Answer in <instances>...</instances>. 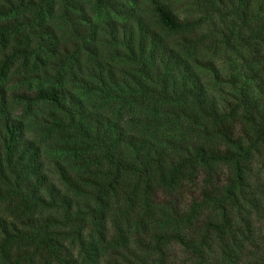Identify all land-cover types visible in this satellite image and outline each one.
<instances>
[{
  "label": "trees",
  "instance_id": "obj_1",
  "mask_svg": "<svg viewBox=\"0 0 264 264\" xmlns=\"http://www.w3.org/2000/svg\"><path fill=\"white\" fill-rule=\"evenodd\" d=\"M193 1L227 10L224 28L208 18L211 39L176 0H0V262L264 264V0ZM214 50L240 53L248 72L223 76ZM20 58L31 94L8 80ZM215 82L230 97L217 100ZM32 127L87 210L71 214L22 140ZM87 216L102 259L65 252V229Z\"/></svg>",
  "mask_w": 264,
  "mask_h": 264
},
{
  "label": "rangeland",
  "instance_id": "obj_2",
  "mask_svg": "<svg viewBox=\"0 0 264 264\" xmlns=\"http://www.w3.org/2000/svg\"><path fill=\"white\" fill-rule=\"evenodd\" d=\"M176 1L178 3L176 5H178L179 7L177 11L179 18L183 20L188 19V20L199 21V25L197 29V33L199 35H204L206 33L208 34L212 33L213 26H211L212 24L211 22H214L220 28H224V25L219 21L222 18V11L223 10L227 11V10L222 9L223 8L222 6L216 5L217 8H220V10L219 11L214 10V13H212V12L200 11L201 6H198L193 0H176ZM227 7L228 8L226 9L229 10L230 6H227ZM208 18L209 20L212 19L211 22H208L209 21ZM171 35H173V37L176 38L174 36L176 34L172 33ZM214 36H215V33H214ZM206 37H208V35ZM210 37L208 38L211 39ZM17 38H22V37L18 35ZM13 41L15 43L19 42L18 39L13 40ZM229 53H230V56L225 55L220 50H217V51L214 50V53L210 52L207 56L215 62V64L219 67L220 73L223 76H229L230 75L229 72L232 69L234 75L242 77L243 73L248 72V70L246 69V65L241 60L240 53L236 54L234 53V51H230ZM21 60L22 59L20 58L16 63L17 70L14 69L15 71L12 70V72H9L8 80L10 81L11 85H15V84L18 85L20 84V81H22V79L24 78L25 81L30 84L22 85L23 89L31 94L32 92L37 90V87H39L38 85L39 83L37 81H34L33 79L28 78L32 72V69H28V71L24 72V75L26 77L20 74V68L18 64L20 62L22 63ZM245 84L251 89L252 95H255L256 89H257L256 80L249 79L247 80ZM223 87H224L223 83H219V82L214 83V97L217 100H220L221 98H224V97H230L227 94L228 91L225 93L224 89H222ZM10 93H12L11 87L9 89L7 87L6 94H10ZM0 99H1V95H0ZM14 114L20 115L21 111L17 110L16 112H14ZM30 116L31 115L24 114L23 118L29 123L31 121ZM33 128L34 127H32L31 130L29 129L30 131L27 130L25 133L22 134V140L23 139L29 140L32 143H34L36 146H39V155L37 159L43 165V167L46 168L47 173L51 175L50 177L52 178V180H54L55 185L61 188V192L69 196L72 199L73 208L71 209V214L75 212L76 210H80V211L87 210L88 206L91 205L92 203V198L90 197L89 194L75 196L74 192L69 190L65 186L63 181L59 178L57 174L58 173L57 168L55 167V164L58 161V158L56 157V154L51 156L48 151L49 140L45 139L46 136L43 133L37 132L35 130L36 128L34 129ZM64 163L65 162L63 160H60L57 166L59 167V165H64ZM66 165H68V163H66ZM254 167L256 169L258 168L257 162L255 163ZM261 179L264 180L263 174H261ZM2 207L4 208L2 213H4V215H7V217L11 221H15L17 224L21 223L22 218L16 215H13V213L16 210H12L9 204L3 205ZM62 210L58 208L56 210L38 209L36 214H38V216L62 214L63 216ZM79 215L80 214H78V216ZM62 216H59V217L62 218ZM109 228L112 229V231L116 229L115 227L113 228L109 227ZM65 230L67 233L64 236L65 238L63 239L64 240L63 242L66 247L65 252L69 257L77 259V260L83 259L85 258V256H89V255L97 256V254L101 256V259L104 257L105 252L104 251L100 252L98 250L100 248L99 242H98L99 227L96 224H94L90 216H87L86 219L83 221V227L77 224H73L67 227ZM81 248L83 250H81ZM175 253L178 256L177 259L179 263H181L183 261L184 256L181 254L179 250H176ZM0 264H3V263L0 262Z\"/></svg>",
  "mask_w": 264,
  "mask_h": 264
}]
</instances>
